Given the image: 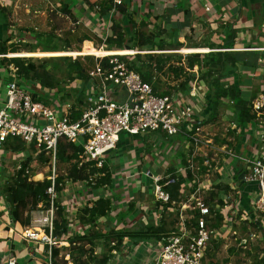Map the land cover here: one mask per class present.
I'll return each instance as SVG.
<instances>
[{"label": "built area", "instance_id": "2783aa9c", "mask_svg": "<svg viewBox=\"0 0 264 264\" xmlns=\"http://www.w3.org/2000/svg\"><path fill=\"white\" fill-rule=\"evenodd\" d=\"M112 3L113 7L106 17H102L99 7L95 6L97 15L94 17V26L107 29V32L110 31L111 21L118 15L116 6L121 5L122 0H113ZM107 37L106 34L102 41ZM104 47L102 44L99 49H105ZM123 50H126V54L117 52L95 57L94 66L87 71L86 91L82 96V104L78 107L80 109L67 102L52 104L50 99L48 102L41 99L39 95L48 92L46 90L50 91V88L40 86L42 90L31 94L15 81L8 83L3 107H0V149H4V143L8 139H20L34 155L42 154L48 159L50 175L47 179L51 181V186L46 191L50 196L49 207L42 210L39 205L35 214L31 213L32 227L24 231L25 239L48 245L53 241L51 230L55 217L54 201L57 198L54 184L58 176L56 157L60 142H68L80 148L78 165L92 163L97 168L102 167L106 155L116 148L121 134L137 135L161 131L170 137L185 132L186 129V137L195 146V152L209 142L193 129L196 125L197 130V125L202 123L197 119V113L205 101V96L198 93V88L188 87L185 91L178 89L169 94H158L153 85L145 82L139 73L129 69L125 61L147 51L129 47ZM102 58L107 59L105 67L99 62ZM263 105V101L254 102L253 113L258 116ZM247 150L246 153L227 152L228 157L222 160L218 171L222 177L231 179L233 185L223 183L229 186L228 192H222L209 205L203 198L216 191L214 185L219 181L214 182L215 178L208 180L207 185L196 184V181L200 182L198 174L208 171L207 160L202 165H197L193 160H188L186 165L178 164L173 174L167 171L162 174L151 171L144 173L153 184L152 196L155 203L158 202L161 206L170 200L164 187L175 184L179 176L184 180L181 194L187 188L192 191L179 205L174 230L162 236L154 250L156 258L148 264H206L208 248L212 243L226 239L228 233L232 234L234 240L237 239L236 233H231V226L237 219L253 224L260 232L261 228L264 230V149L255 145ZM27 152L25 150L20 154L26 153L28 157ZM195 152L191 159L196 157ZM233 160L235 167L231 166ZM240 174L242 178L238 179ZM239 182L253 186L255 191H247L244 196L236 188ZM85 188V182L66 184L63 193L68 191L67 199L61 198V205L68 213L87 205L89 197L86 198ZM71 189L80 191L81 195L71 192ZM187 211L197 213L194 223L190 222L192 213L188 214ZM217 215L222 217V222L215 227L213 223ZM46 229L49 230L48 233ZM8 264H15V260L10 259ZM47 264H50L49 258Z\"/></svg>", "mask_w": 264, "mask_h": 264}, {"label": "crops", "instance_id": "0c3cea01", "mask_svg": "<svg viewBox=\"0 0 264 264\" xmlns=\"http://www.w3.org/2000/svg\"><path fill=\"white\" fill-rule=\"evenodd\" d=\"M89 1L95 3L97 0ZM122 3L126 9V15L120 16L118 13L115 19L118 20L117 22L122 26L125 35H132L129 39L130 43L127 42L125 47L132 46L131 41L134 40L135 36H138V33H141L138 32L133 34L131 32V26L139 24L140 28L147 26L152 30L149 31V35L142 33L144 36L155 35L156 38H154L153 42L162 40L164 43V48L162 50H150V48L146 46L139 48L140 51H147L145 54L168 55L174 53L181 55L185 53V55H188L198 53L205 55L210 52L231 53L236 63L229 69L226 77L223 79V83L225 85L232 83L237 84L246 100L254 96L255 101L252 102V106L254 102L259 101L261 98L264 102V95L262 94L264 90V0H122ZM69 4V7H77L80 11L82 10L80 23L82 22L84 26L88 27L94 22L95 16L92 15L91 10L83 0H79L77 6L73 5L71 1ZM83 4L85 5L84 7ZM10 6H12V0H0V28L2 27V29H0L2 30L0 32V44L5 43V45L11 39L7 36L2 38L3 33H8L9 31L5 28L6 24L5 21L3 22L4 14H2V11L8 10ZM74 12L73 14H76ZM78 16L77 18H79ZM85 19L87 21H84ZM91 30L92 28H90V31ZM230 33L233 34V46H230L232 48H225V45L230 42ZM92 43V41L87 42V40H85L81 48V53L87 54L92 52L91 54L102 55L104 53L102 49L97 48L99 50H95ZM134 49L138 50L136 47ZM8 54L11 55L14 53L7 51V54L0 55V59L12 58L9 57ZM152 79L153 81L155 80L154 78ZM14 81L19 87L33 94V80L19 76L13 64H0V98L3 90H6L8 83ZM199 84L203 85L207 91L205 84L201 81L197 82V80H190L187 86L197 89ZM159 87H161V85H159ZM50 89L54 90V87ZM186 89L187 87L184 90L178 91H185ZM204 102L206 103V100ZM205 103L200 106V110L197 113V119H200V121L206 118L208 114L207 103ZM226 104L227 102H224L221 109H223L224 112H229L232 117ZM262 109H264V105ZM226 115L229 116V114ZM263 116L264 113L260 112L257 119L255 118L256 120L250 121L243 127L239 125L236 127L234 124L237 131L236 137H240L241 134H244V142L240 140L241 143L238 148L235 147V152L246 153L248 152L247 149L255 145L258 147L261 146L262 149H264ZM202 124L203 123L197 125V130L195 129L196 125L193 126V129L195 133L208 139ZM241 128L243 131H241ZM185 132H180L176 135L177 140L172 147H164L152 155L146 151L142 152L140 150L142 146L136 142L134 143L136 146L135 149L133 148L134 145L132 142V147L124 146L121 148L122 143H128V139L138 135H144V133H139L138 135H120L116 148L112 150L114 152L116 151L117 155L109 156L112 158L113 163L106 160L108 154L105 157V162L108 164L111 173L113 187H105L102 190V195L112 200L110 219H100V221L104 220L103 222L110 223L107 228L104 226L103 231L108 228H114L115 230H144L150 224L158 225L162 214L169 215V213L174 212V209H172L173 211L167 210L165 212L163 206H156V203L152 202L153 197L144 194L143 191L132 195V193L127 191L129 185L126 181L130 177L140 179L141 173L151 171L152 168L154 170L151 172L162 174L167 171L169 167L182 164L181 160L183 156L180 154H183L184 149H189V146H191L192 152H195V146L188 141ZM203 132H205V134ZM0 150V162H5V159H8L7 156L12 152L5 150V148ZM167 150H169L168 156H172L171 159L168 160V158H166L164 160L162 155L167 152ZM112 151H110V153ZM1 154H4L6 157H1ZM187 160L188 158L186 161ZM147 163L150 164V168L145 170L144 165ZM233 163L234 160L231 166L235 167ZM131 168H136L140 171L132 175ZM1 170L2 169H0V183L5 181V178H3L4 173ZM84 192L88 195L90 201L98 198L97 195L92 194L90 189L88 190L85 188ZM78 193L81 192L78 191ZM182 196V201L187 199V194L185 195V192L182 193ZM75 213L76 211H72L69 212L68 215L73 218ZM72 222L71 228L74 230L73 232H77L78 234H83L85 232L86 228L78 224L75 219H72ZM98 223L99 220L97 224ZM27 229H29V227H22L18 223L11 222L8 216L7 206L0 196V264H8L10 259H14L15 264H47L48 258H46L45 255L47 244L25 239L23 233ZM160 239L138 241L136 243L128 238H124L120 250L113 254L107 264H112L113 262L116 264H148L151 260H147V257L145 258L144 256L145 254L149 255V251L156 254L154 250L157 249ZM150 241L153 243L151 247L147 248L142 245ZM142 246L148 249L144 250L145 254H141L140 249ZM138 256H141L142 259L139 261H128L129 257ZM205 261L207 263L208 260L205 259Z\"/></svg>", "mask_w": 264, "mask_h": 264}, {"label": "trees", "instance_id": "16d2710c", "mask_svg": "<svg viewBox=\"0 0 264 264\" xmlns=\"http://www.w3.org/2000/svg\"><path fill=\"white\" fill-rule=\"evenodd\" d=\"M67 0L62 2V12L66 15H70L68 10ZM71 1V0H70ZM89 9L95 12V6L99 7V14L102 17H106L109 11L113 7V0H97L95 3H91L89 0H83ZM73 4V2H71ZM74 5V4H73ZM117 12L120 16L126 15V9L121 5L116 6ZM1 12V11H0ZM3 12V11H2ZM111 34L106 38V40L101 42L100 45L104 44L107 50H123L125 45L130 43L126 40L125 34L122 30V26L118 22L111 21L110 24ZM39 38V37H38ZM155 35L144 36L142 33H138V36L134 37V44L130 46V49L142 48L146 46L150 50L164 48V43L162 40L158 42L154 41ZM233 34H229L230 42L226 44L225 48H232L233 46ZM91 41L88 36H83L78 42ZM47 41V40H46ZM68 41V38H67ZM36 43L41 44L42 40ZM213 48V47H210ZM46 51L57 50L56 46L44 47ZM10 53H16L17 49L15 47H6L5 43L0 44V55ZM80 52V49H77ZM180 57V56H179ZM65 60L68 61V72L69 78L75 80L79 78L87 82L88 77L85 72L86 69L81 65L79 59L71 61L69 58ZM92 58V57H91ZM124 59V58H123ZM180 60L177 63H181ZM125 60V59H124ZM170 60V55H155V54H137L134 60H125L129 69L134 70L139 73L141 78L153 85L155 91L159 88L160 80L159 75L163 72L165 64ZM99 62L105 67L107 66V59H99ZM13 64L16 68V72L19 76H23L25 79H36L41 87L53 88L55 86L54 78L43 68L42 71L38 72L36 67L32 62H28L25 58L12 57V58H2L0 59V64L4 65ZM236 61L233 55L228 52H210L205 55L198 53L188 54L184 57V66L176 65V67L168 66L167 69L171 70L176 77L178 74L184 75L185 79L179 84V88L175 90H184L190 80L201 81L205 84L207 91L205 93L206 105H207V117L202 120V123H211L216 117L218 110L222 107L221 100H228L227 108L233 116V121L239 126H244L250 121L257 118V114L251 111L252 102L255 97H250L248 100L244 99L240 89L237 84H227L223 83V79L226 77L230 68L235 65ZM197 67V78L194 77V72L191 70ZM188 69V70H187ZM187 70V71H186ZM154 78L155 80L153 81ZM156 85V86H155ZM167 89V88H166ZM171 88L157 93L160 95L169 94L173 90ZM264 95V90L262 91ZM51 95L52 99H55L57 92L54 94L43 93L39 95L41 99H50L47 97ZM79 104L82 102V92L76 95V99H79ZM48 102V101H46ZM263 110V109H262ZM262 112V111H261ZM138 135V134H137ZM119 142V141H118ZM118 144V143H117ZM5 150L11 152H22L26 149V146L20 139L12 138L8 139L4 143ZM31 150V149H30ZM80 148L76 147L68 142H60L58 144L57 150V163H68L69 167L66 170L65 175H58L54 189L57 193V198L54 201L55 207V217L53 220L51 238L55 242L53 245L46 248L50 249V264H107L108 260L112 258L113 254L117 253L122 246V241L124 238H128L132 242L145 241V240H159L162 236L167 235L174 229V225L178 218L179 205L183 200V196L180 192L181 186L184 183L182 177H178L175 184L168 185L164 187V190L169 194V202L163 205V210L166 212L169 209H174V212L169 213V215L174 214L171 222H167L166 219L169 215H163L159 219L158 225L150 224L144 230H129L121 229L115 230L114 228H108L103 231L98 229V220L100 219H110V214L112 211V200L109 197L102 195V190L105 187L112 188L111 173L108 164L104 161L101 168L95 167L92 163H83L78 165L80 157L78 153ZM181 160L182 165H186L184 155ZM41 164L47 165L48 159L42 154L37 155ZM31 157L28 155L25 160H22L19 164V168L16 172L9 178L0 184V196L2 197L5 205L7 206L8 216L12 223H18L22 227H29L31 225V212L38 210L39 205L42 210L49 207L50 196L47 194V189L51 186V181L45 177L41 181H33L29 178ZM175 166H171L167 169L168 173L173 174ZM189 179L191 175L188 174ZM220 176L217 174L215 178L218 179ZM68 182H85L86 189H90L92 194L97 195L93 201H88L87 205L84 207H79L76 210L75 216L73 218L69 217L66 208L61 205V196L63 197V190ZM214 187L215 192L208 193V196H204L203 201L209 205L216 197L222 192H228L229 186L220 182H217ZM153 197V196H152ZM220 204L222 201L218 200ZM160 205L156 202V206ZM176 209V210H175ZM188 214L192 213L190 222L194 223L197 217L196 212L187 211ZM122 217V216H120ZM124 218V217H123ZM72 219H75L78 224L86 228L83 234H72L70 233L71 226L73 224ZM222 222V217L217 215L213 226L218 227ZM174 224V225H173ZM171 225V227H168ZM48 233L49 230L46 229ZM59 241H64L68 245L67 247H59ZM103 244V246H101ZM218 243L214 242L212 247L208 250L207 256L210 260L206 264H220L215 259V252ZM103 247L106 249L102 252ZM98 249L99 253L94 252ZM66 250L64 255L61 252ZM66 255L68 259H66ZM227 262V261H225ZM261 262H264L261 260ZM258 264V261L255 262Z\"/></svg>", "mask_w": 264, "mask_h": 264}, {"label": "rangeland", "instance_id": "374dc122", "mask_svg": "<svg viewBox=\"0 0 264 264\" xmlns=\"http://www.w3.org/2000/svg\"><path fill=\"white\" fill-rule=\"evenodd\" d=\"M63 1L65 0H12V6H10L8 10L6 9V11H3L2 13L4 14L3 22L5 21L6 24V25L4 24L5 28L6 30H9L11 33L9 31L8 33L4 32L2 38L5 36L9 37L11 40L8 43H6V47H15L18 50L14 54L11 55L8 54L9 57L25 58L28 62H32L34 64L38 72L42 71V69L44 68L45 71H47L54 78L55 80L54 90L53 91L46 90L48 91L46 93L49 94H54L57 92V96L55 99H52L51 95L47 96L50 97V100L53 101L51 102L52 104L54 103L64 104L63 102H67L72 107H76V109H80L78 107L82 104V102L81 104H79L80 98L76 99V95H79L80 92H82V96L83 94H85L86 82L83 81L82 79L80 80L79 78L75 80H71L69 78V72L67 66L68 61L65 60L66 58L64 57L69 58L71 61L75 60L76 58L79 59L80 62L82 63L81 65L85 67L86 69L85 72L87 73V71L94 66L95 57L103 56V55L91 54L92 52L87 54H82L81 48L83 46L84 41L81 43L78 41H80V39H82L83 36L84 37L88 36V38H90L91 41L93 42L92 43L93 48L98 51L99 49L97 48L101 47L100 44L102 42V37H106V34L107 36H109L108 33L111 34V31L107 32L106 31L107 29L104 28L99 29L96 26H94L95 23L90 24V26L88 27L84 26L82 22L80 23L81 21L80 19L82 18L81 16L82 10L80 11L77 7H71V6L69 7L70 0H68L69 2L67 1L66 2H67L68 10L70 11L71 14L70 15L64 14L61 10ZM78 1L79 0H71V2H73L75 6H77ZM84 6L85 5L83 4V7ZM71 8L73 12L75 11L74 13L76 14H73ZM92 15L96 16L97 14L93 12ZM77 16L79 18H77ZM84 21L87 20L85 19ZM117 21L118 20L114 19V22ZM90 28H92V31H90ZM0 29H2V27ZM1 31L2 30H0V32ZM149 31L152 30L147 26L142 28L139 27V24L131 26V32L133 34L141 32L145 35H149ZM131 37L132 35L129 34L125 35L126 40H129ZM36 40L37 41L42 40V43L38 44L36 43ZM131 43L133 45L134 40H132ZM46 46L49 48L56 46L57 50L46 51L44 50V47ZM77 49H80V52H77L76 51ZM105 49H102V51L105 52L104 51ZM168 55H170V60L165 64L166 66L163 69V72L159 75L161 87H159L157 90H159L160 92H163L169 88H171L170 90H175L176 88H179V84L185 79L184 75L179 73L178 76L176 77V75L171 70L167 69L169 65L173 67H176V65L184 66V57L186 56L185 53L181 55L174 53ZM179 56L182 58L180 64L177 63V61L180 60ZM134 57L131 59L134 60ZM192 71L194 72L193 73L194 77L198 76L197 67H194V69L191 70V72ZM198 86H199L198 93L201 95H205L206 90L204 86L201 84H199ZM38 90H42V88L40 87V84L37 82V80L33 78V94L36 93ZM5 92L6 90L4 89L3 92L1 93L0 107H3V102L5 100ZM42 94L43 93H41L40 95ZM43 100L48 101L49 99H43ZM221 101L225 103L228 102V100L226 99H223ZM259 101H263V99L261 98ZM262 112L264 113V109L262 110ZM226 114H229L230 116L229 112H224V110L220 108L216 117L212 120L213 122L202 124L207 134H205V132L203 133L207 135L209 142L204 144L203 147H201L198 151L195 152L196 157L194 159H191V155L193 154L191 150L192 149L191 146H189V149L183 150L185 161L188 158V160H193L194 162H196L197 165L198 163L202 165V162L204 160L208 161L207 167L208 166L209 167H208V171L206 172L208 175L204 176V174L206 173L198 174V179L200 180V182L196 181L197 185L199 183L202 185L209 184V181L215 179L216 174L220 177L218 179H215L214 182L219 181L220 183L233 185V181L231 179H228L227 177H222L218 169H219V165L222 163V160L228 157L227 152L234 151L235 147L238 148L239 144L241 143L240 140L244 142V134H241L240 137L239 136L236 137L237 131L235 126L237 127V124L231 121L234 119L233 116L229 117ZM262 118L264 119V116ZM241 131H243L242 128ZM176 140H177L176 135L168 137L166 134H164L161 131L145 132L144 135H138L131 139H128V143L126 142L122 143L121 148H123L124 146L132 147L136 142L137 144L142 146L140 148L142 152L146 151L147 153L152 155L153 153H156V151H159L164 147L165 148L170 146L172 147L176 142ZM131 142L133 143V145ZM133 148L135 149L136 146L134 145ZM27 151H28V155L31 157L30 170L28 174L29 178L33 181H41L45 177H48L50 175L48 166L41 164L37 155H34L33 151L31 150H27ZM168 151L169 150H167V152H165L162 155L164 157V160L166 158H168V160L171 159L172 155L168 156L169 154ZM20 153L21 152H19V154L16 152H12L7 156L8 159H5V162H0L1 164L0 169H2L1 171H3L4 173L3 178H5V180L9 179L19 168L20 162L22 160H25V158H27L26 153L23 154ZM115 155H117L116 151L115 152L112 151L111 153L109 152L106 160L113 163V160L110 157ZM1 157H6V156L4 154H1ZM233 164H235V162ZM68 167H69L68 163L59 162L57 164L56 173L58 175H65ZM144 168L145 170H147L148 168H150V164L149 163L145 164ZM130 170L132 172V175L134 173H139L140 171L139 169L136 168H131ZM153 170L154 169L152 168L151 171ZM140 176H141L140 179L130 177L126 181V183L129 185L127 187V191L132 193V195L143 191L144 194L152 196L153 184L151 180L144 173H141ZM236 188L240 189L244 196L246 195L247 191H255L253 186L240 182L237 184ZM71 190H72L71 192H77L75 191V189H71ZM67 192L68 191H64V200L67 199L66 196L68 194ZM190 192L192 193V191H189V188H187V190H185V195L187 194L188 196ZM78 194L81 195L80 193ZM87 197L88 195H86V198ZM61 198L63 197L61 196ZM61 202L62 199L60 200V203ZM152 202H155V200L153 199ZM243 202H245V200ZM31 213L35 214V211ZM166 217H169L166 219V221L169 223L172 221L174 214H171ZM237 220L238 221H236V223H234L233 226H231V233L234 232L236 233V237L238 241L237 239L234 240L233 237H231L232 234L230 235L228 233L227 234L228 237L226 239L223 240L221 239L219 242H216L218 243L217 244L218 246L215 252V258H216L215 260L218 261L220 264H255V262L257 261L258 264L261 263V260L264 261V230L262 231L261 228V232H260L259 229L256 228V226H254L253 224L244 222L245 223L244 225L243 221H240V219ZM103 221L104 220L101 221L99 220L97 228L100 230H104V226H106L107 228L108 224H110ZM29 227H32V225H30ZM168 227H171V225H168ZM73 231L74 230L71 228L70 233L78 234L77 232L75 233ZM238 242H240V244H238ZM54 243L55 242L52 241L50 245L48 244L47 245L51 246ZM57 243L59 247H67L66 245L67 243L65 244L64 241H59ZM152 244H153L152 241H150L149 243L146 242L143 243L142 245L149 248L152 246ZM101 246H103V244ZM143 246L140 249L141 254L142 253L145 254L144 250H148L147 248H143ZM211 247L212 245L208 248V250ZM153 249H154V245H153ZM105 251L106 249L103 247L102 252ZM65 252L66 250H63L61 252V255H64ZM97 252L99 253L98 249H96L94 254H96ZM149 252H150L149 255L145 254L144 257L145 258L147 257V260L155 259L156 254H154V252L152 251ZM45 253H46L45 254L46 258H50L49 248H46ZM66 259H68L67 255H66ZM141 259H142L141 256L129 257L128 261H139ZM206 259L210 260V257L207 256ZM225 261L228 262L226 263ZM112 264H116V263L113 262Z\"/></svg>", "mask_w": 264, "mask_h": 264}, {"label": "bare ground", "instance_id": "6f19581e", "mask_svg": "<svg viewBox=\"0 0 264 264\" xmlns=\"http://www.w3.org/2000/svg\"><path fill=\"white\" fill-rule=\"evenodd\" d=\"M121 53V54H126L125 50H112V51H105L102 55H109V54H115V53Z\"/></svg>", "mask_w": 264, "mask_h": 264}, {"label": "water", "instance_id": "95a60500", "mask_svg": "<svg viewBox=\"0 0 264 264\" xmlns=\"http://www.w3.org/2000/svg\"><path fill=\"white\" fill-rule=\"evenodd\" d=\"M126 49H128V47H125ZM242 178V174H240L239 176H238V179H241Z\"/></svg>", "mask_w": 264, "mask_h": 264}]
</instances>
